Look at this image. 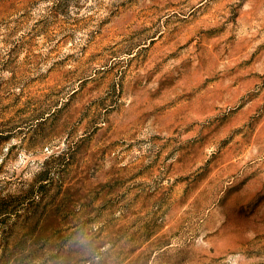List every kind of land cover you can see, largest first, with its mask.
<instances>
[{
    "label": "rangeland",
    "instance_id": "374dc122",
    "mask_svg": "<svg viewBox=\"0 0 264 264\" xmlns=\"http://www.w3.org/2000/svg\"><path fill=\"white\" fill-rule=\"evenodd\" d=\"M0 137V264H264V0H0Z\"/></svg>",
    "mask_w": 264,
    "mask_h": 264
},
{
    "label": "trees",
    "instance_id": "16d2710c",
    "mask_svg": "<svg viewBox=\"0 0 264 264\" xmlns=\"http://www.w3.org/2000/svg\"><path fill=\"white\" fill-rule=\"evenodd\" d=\"M6 140V137H0V147ZM54 156V154L49 155L42 163L39 170L34 174V177L31 180L25 194V199L28 200L27 208L24 211V214L19 215L21 216V218L18 217V214L15 216L13 222L11 223L10 229H15L16 225L19 224V222H28L37 214L38 210L42 206L45 208L53 201L54 194L57 189L54 181L55 178L53 169L58 160L54 159ZM12 198L13 196L11 197L10 194H0V227L4 226L8 218L14 217L12 216V214L15 208H10V205H12L13 201ZM19 218L22 220H20ZM2 245L3 248H5V245Z\"/></svg>",
    "mask_w": 264,
    "mask_h": 264
}]
</instances>
